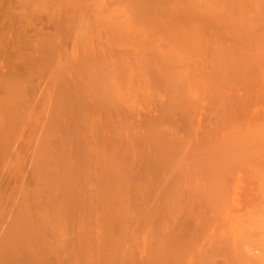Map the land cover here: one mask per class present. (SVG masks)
<instances>
[{
	"label": "bare ground",
	"instance_id": "bare-ground-1",
	"mask_svg": "<svg viewBox=\"0 0 264 264\" xmlns=\"http://www.w3.org/2000/svg\"><path fill=\"white\" fill-rule=\"evenodd\" d=\"M15 3L0 264L264 261V0Z\"/></svg>",
	"mask_w": 264,
	"mask_h": 264
},
{
	"label": "rangeland",
	"instance_id": "rangeland-1",
	"mask_svg": "<svg viewBox=\"0 0 264 264\" xmlns=\"http://www.w3.org/2000/svg\"><path fill=\"white\" fill-rule=\"evenodd\" d=\"M5 1H6V0H3V2H5ZM1 2H2V0L0 1V7H1V6L3 7V11H2V9L0 8V15H1V12H2V15H5L4 11L6 12L7 8H9V10H7L8 13H9L10 11H11V13H14V12L17 11V8L15 7V5H17V3H15V0H13V1H10V0L8 1V0H7V2H5V3H3V2L1 3ZM8 2H9V4H8ZM12 2H13V3H12ZM11 3H12V6H11ZM3 4H5V6L8 5L9 7L7 6V8H4ZM6 4H7V5H6ZM13 4H15V5H13ZM11 7L13 8V10H12ZM4 9H6V10H4ZM18 10H19V9H18ZM7 12H6V13H7ZM11 13H10L9 15L6 14L5 17H6V18H8L9 16H10V17H13V16H11ZM14 14H16V13H14ZM2 15H1V16H2ZM7 15H8V16H7ZM5 17L2 16V17H0V19L2 20V19L4 18V19H5L4 21H6L7 19H6ZM15 18H17V17H13V18H11V19L8 18V20H10V21L12 20V21H13V19H14V20L16 21L18 18H17V19H15ZM1 20H0V24L2 23V24H1V29H2V28L4 29L3 26L6 25V24H5L6 22L4 23V21L2 22ZM8 20H7V22H8ZM15 21H14V22H15ZM17 22H18V21H17ZM15 23H16V22H15ZM4 24H5V25H4ZM2 25H3V26H2ZM5 27H6V26H5ZM3 29H2V30H3ZM5 29H6V28H5ZM2 32H3V33H2ZM4 32H6V31H1V30H0V35H1V36L4 35ZM1 33H2V34H1ZM249 242H250V241L247 242L248 244H246V242H245V244H244V242L241 243V244H244V245L246 246V247L244 246V247H245V250H244V251L247 250V247H248V245H249L250 247H252V248L254 249V250H253L254 252H252V250H251L252 248L250 249V247H248V250H247V251L250 250L252 253H255L254 256H256L257 254H259V251H258L257 249H260L259 246H264V242H261V241H260V242H257V241H256L255 244H254L253 241H252V243H249ZM219 244H220V245H219ZM219 244H218V246H221V245L224 246L223 243H219ZM241 244H240V245H241ZM227 245H228V243H227ZM227 245H225V246H227ZM230 245H232V248H233L234 245H233V244H230ZM251 245H252V246H251ZM258 245H259V246H258ZM223 246H222V248L225 247V246H224V247H223ZM228 246H229V245H228ZM228 246L226 247V249H228ZM253 246H254L255 248H254ZM244 247H243V248H244ZM257 247H259V248H257ZM232 248H231V251H230V252H233ZM220 249H221V248H217V249H215L216 251L214 250V251H212V253H209V252H208L207 254H204V255L199 256V257L202 258V256L204 257V256L206 255V256H205L204 258H202V259L199 258L200 261L198 260V258H197V260H196V258L191 259V260H192V262H193V260H194L196 263L198 262L199 264H207L208 262H209L208 264H214L216 261H217V262H216L215 264H222L223 262H220V261H221V260H222V261L224 260V263L227 264L228 262H226V261H227L226 259H228V260H230L229 262H231L230 264H247V263H249V260L251 259V256H250V258H248V255H246V254L251 255V253H249V252H247V253L244 252V255H241V254H238L237 252H235V250H234L233 253H230V252H225V251L222 252V251H220ZM224 249H225V248H224ZM233 249H234V248H233ZM222 250H223V249H222ZM228 250H230V248H229ZM255 250H256V251H255ZM226 251H227V250H226ZM215 252H216L217 254H216ZM229 253H230V254H229ZM208 254H209V255H208ZM213 254H215V255H213ZM227 254H229V255H227ZM231 254H232V255H231ZM234 254H235V255H234ZM226 255H227V256H226ZM215 256H216V257H215ZM228 256H229V257H228ZM232 256H233V257H232ZM256 257H257V256H256ZM218 258L221 259V260L218 261V260H217ZM222 258H223V259H222ZM224 258H225V259H224ZM252 258H253V255H252ZM257 258H258V257H257ZM257 258H256V261H253L254 258L251 259V262H252V263L254 262L253 264H256V262H258L259 264H264V263H261L262 260L260 261L259 258H258V259H257ZM203 259H204V260H203ZM206 259H207V260H206ZM188 260H190V258H182V259H180L181 262H186V261H188ZM201 260H202V261H201ZM214 260H215V261H214ZM254 260H255V259H254ZM203 261H205V262H203ZM262 262H264V261H262ZM198 263H197V264H198ZM228 264H229V263H228Z\"/></svg>",
	"mask_w": 264,
	"mask_h": 264
}]
</instances>
